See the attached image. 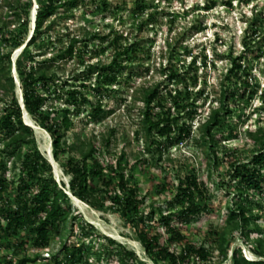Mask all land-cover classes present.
Wrapping results in <instances>:
<instances>
[{"label": "rangeland", "instance_id": "374dc122", "mask_svg": "<svg viewBox=\"0 0 264 264\" xmlns=\"http://www.w3.org/2000/svg\"><path fill=\"white\" fill-rule=\"evenodd\" d=\"M8 1L15 2L0 0V26L4 27L6 34V39L0 37V49L3 53L12 50V61L15 62L18 52L14 43L25 28L28 33L26 38L31 35L38 1L21 0V9L30 6L31 15L26 27L16 22L18 12H22L24 17V9L12 10ZM138 1L83 0L76 8L51 18L54 24L42 37L45 41L37 61L66 48L72 37L90 40L86 49L83 41L77 44L78 54L74 58L56 63L57 76L47 89L41 90L49 95L44 109L52 120L61 119L65 110L69 109L73 125L66 133L68 145L76 143L78 147L82 142L86 146L94 144V154L87 160L88 170H101L103 179L91 175L89 182L101 197L114 195L117 190L118 176L115 170L121 161L128 185L136 187L138 198L142 201L140 217L143 220L139 221V228L150 235L158 233L159 247H169L178 254L184 249V244L169 240L170 233L165 223L168 221L170 226L178 228L186 237V243L208 249L213 257L212 264H233L230 256L221 263L216 239L225 226L229 206L238 198L234 167L249 163L260 147L255 144L249 131L264 129V0H145L148 8L143 13H137ZM212 3H215L214 7L205 10L204 6ZM257 13H262L259 32L248 48L243 41L251 27L252 17ZM150 14L155 15L154 20H150ZM94 34L109 38L102 41L92 38ZM116 37H121L116 43L118 45L138 42L140 51L130 64L124 60L123 64L127 66L117 70V81L99 93L97 72L89 74L88 65L110 63L116 49ZM35 49L32 46L30 53ZM242 52L247 54V59L243 61L244 69L226 78L232 67V57ZM26 56L22 53L15 64L12 62L11 73L18 99L23 94L18 65H25ZM194 60V66L189 67ZM174 69L188 78L187 84L182 78L169 80L168 70ZM158 83L162 84L161 87L168 85L174 94L182 93L183 97L187 96L186 89L192 92L188 100L194 104L197 113L193 120L187 114L180 120V126L186 123L191 127L190 136L181 142L160 136L147 142L141 121L144 102L140 97L144 87ZM223 83L230 89L227 99L230 112L221 113L224 126L213 130L216 133L221 129L216 134L219 142L214 151L203 137L200 127L212 110L220 106ZM72 89L84 92L92 103L75 106L66 102L68 91ZM231 91H235V94L232 95ZM13 96L11 93L6 99L12 102ZM94 103L100 105L98 112L93 110ZM4 109L5 102L0 100V119ZM21 110L24 121L41 128L33 130L34 145L51 162L59 187H64L71 195L72 212L76 219L58 231H52L50 244L44 248L34 246V236L28 228L14 235L1 232L0 264H9L10 261L18 264L21 258L34 257L36 253H40V258L27 264H60L54 262V254H58L59 261H62L65 256L63 245L73 242L84 244L89 249L83 264H118L114 253L119 243L134 250L147 264H156L122 217L107 208L109 200L105 201L107 209H97L72 195L71 176L63 165L72 156L81 160V155L78 150H73L60 154V160L55 159L50 132L40 126L29 111ZM4 138L5 134L0 133V150ZM148 147H160L162 151L150 152ZM2 159L6 167L3 169L0 165V178L5 177L9 185L0 197L17 205L16 187L20 179L21 160L5 152L0 153V161ZM262 170L264 173V166ZM191 174H196L204 183L207 196L203 201L205 209L185 222L178 215L180 206L174 203V199L180 177ZM106 181H110V185ZM249 194L252 209L260 215L257 225L261 229L260 232L253 230L251 239L260 235L264 237V192L251 190ZM0 219L4 220L1 215ZM88 222L93 224L94 229L86 224ZM108 237L117 243L110 242ZM235 244L242 246L244 256L257 259L253 248L244 242L240 233Z\"/></svg>", "mask_w": 264, "mask_h": 264}, {"label": "trees", "instance_id": "16d2710c", "mask_svg": "<svg viewBox=\"0 0 264 264\" xmlns=\"http://www.w3.org/2000/svg\"><path fill=\"white\" fill-rule=\"evenodd\" d=\"M37 1L38 9L33 33L27 39L26 35L28 33L25 28L21 31L22 33H19L14 43V48L25 45L20 55L22 53L27 55L25 65H18L23 86V103L24 108L32 114L35 121L50 132L53 138L55 159L60 160V154L69 153L73 150H78L81 155V160L72 156L63 165L66 173L71 176L70 191L72 195L97 209L106 208L105 201L109 200L110 203L107 208L122 217L123 221L135 233L137 240L141 243L148 257L156 264H212L213 257L210 256L208 249L203 246L198 247L197 245L186 243V237L178 228L170 226L168 221L165 223H167V230L170 233L169 240L172 243L184 244V249L179 254L176 251H171L169 247H159L158 233L150 235L147 231L139 228V221L143 220V217H140L142 201L138 198L136 187L128 185L126 171L121 161L115 170L118 176V185L117 190L114 191V195L105 194L104 196L106 197H101L90 184L89 178L91 175L103 179L101 170H88L87 160L94 154V144L89 143L86 146V143L82 142L78 147H76V143L68 145L66 133L73 125L69 109L65 110L61 119L52 120L48 111L44 109L49 95L41 92V90L47 89L48 85L57 76L56 63L59 60L74 58L78 54V50H76L77 44L83 41L86 49L88 47L87 41L90 38L79 40L77 37H72L66 48L59 49L57 53L47 59L37 61V57L41 55L43 41H45L42 37L52 29L54 24L51 18L62 12L76 8L79 6V2L83 0ZM227 3L231 4L230 1ZM214 4L205 5V10H210L214 7ZM8 6L12 10L20 9L19 11H21L24 9V17L22 12H18L16 22L26 27L31 15L30 6L28 8L25 6L21 9V6H23L21 5V0H15L13 3L8 1ZM147 8V2L140 0L137 2L135 11L143 13ZM261 14L257 13L252 17L251 27L248 29V33L243 41L244 46L248 48H250L251 42L259 32V25L262 19ZM149 17L150 20H154L155 15L150 14ZM48 21L50 23L47 25ZM0 37L6 39L3 26H0ZM92 38L106 41L109 36L94 34ZM120 38L116 37L114 40L116 49L110 63L88 65L89 74L97 72L99 93L106 86L117 81L119 75L117 70L127 66L123 64L124 60H127L130 64L138 57L140 51L138 42L118 45L116 43H118V39ZM32 46L36 47V49L35 52L30 53ZM11 53L12 50L8 53H3L0 49V90L2 93L0 100L5 102L4 114L0 119V133H4L5 138L2 142L0 153L5 152L9 156H16L17 159L21 160V171L18 186L16 187L18 193L17 201L15 202L17 205L8 199L0 197V215L4 219H0V235L1 232L14 235L18 234L20 230L28 228L34 236V246L36 248H44L50 244L52 231H58L60 227L66 226L69 221L75 220L76 216L72 212L71 195L64 187H59L53 176L51 162L34 145V128L23 119L22 105L20 100L15 96L16 86L11 73L13 62ZM246 59V52L232 57V67L229 69L226 78L229 79L233 76L234 72L243 70V61ZM27 63L30 64L27 65ZM195 63L196 61L194 60L189 67L192 68ZM168 71L170 72V81L182 78L187 84L188 78L184 74H180L176 69ZM161 86L162 84L158 83L142 89V96L140 97V100L144 102V109L142 110L143 118L141 120L142 128L147 142L155 136L166 137L167 139L173 138L175 142H181L190 136L191 127L186 123L180 126V120L184 118L185 114H187L190 120H193L197 113L194 104L188 100L192 92L186 89L187 96L183 97L182 93L174 94L168 85L166 87ZM229 90L223 83L220 106L212 110L209 118L200 127L203 137L214 151L215 145L219 142L216 134L221 132V129H218L216 133L213 130L224 126L220 119L221 113L230 112L227 105ZM231 92L232 95L235 94V91ZM11 93L14 96L12 102H9L6 97ZM66 102L75 106L92 103L89 97L79 89L68 91ZM99 108L100 105L95 104L93 110L98 112ZM173 134L175 136L172 137ZM249 135L255 144L260 147L249 163L237 164L234 167L233 176L237 179L235 190L238 198L229 206L225 226L216 239V249L222 258L221 263L226 261L230 256L233 264H264V259H262V256H264L263 235L251 239L252 231L260 232L261 229L257 225L260 215L252 209V201H250L249 194L251 190L264 192V173L262 170L264 166V129L259 128L256 131H249ZM148 151L161 152L162 150L160 147L156 149L148 147ZM17 159H15L14 165L17 164ZM0 165L5 169L6 162L4 159L0 161ZM179 181L174 203L180 206L178 215L182 217L183 221L187 222L205 209L203 201H205L207 196V188L198 179L196 174L187 175L184 178L180 177ZM105 183L110 185V181H106ZM8 185L9 183L5 177L0 178V194L7 190ZM164 218L167 219V217ZM86 224L91 229H94L93 224L89 222ZM82 228L84 229V226ZM238 233H240V237L244 242L253 248L257 259H248L243 254L242 246L235 244ZM108 239L110 242H116L115 239L110 237ZM63 252L65 256L62 261H59L58 254H54L53 259L55 263L83 264L85 255L89 252V249L84 244L73 242L69 245L64 244ZM114 256L117 258L118 264H147V261L140 259L134 250L128 249L122 243L117 244V251L114 253ZM39 258L40 253H36L34 257L21 258L18 264L35 262ZM191 258H193L192 263ZM9 264H13V262L10 261Z\"/></svg>", "mask_w": 264, "mask_h": 264}, {"label": "clouds", "instance_id": "9594fccd", "mask_svg": "<svg viewBox=\"0 0 264 264\" xmlns=\"http://www.w3.org/2000/svg\"><path fill=\"white\" fill-rule=\"evenodd\" d=\"M36 12H37V11H36ZM36 12H35V17H34L33 30H34V28H35ZM31 17H32V16H31ZM31 19H32V18H31ZM33 30H32V33H33ZM32 33H31V34H32ZM30 36H31V35H30ZM22 47H23V48H22ZM24 47H25V45H24V46H21V47H19V48H17L16 50L18 51L19 49L22 48V49H21V52H22V50L24 49ZM21 52H20V53H21ZM19 55H20V54H19ZM19 55H18V56H19ZM17 58H18V57H17ZM12 60H13V55H12ZM13 63H14V64L16 63V59H15V62L13 61ZM19 100H20L21 105L23 104V105H22V108L25 109V108H24V103H23V97L21 96V99L19 98ZM25 110H26V109H25ZM25 122H26V121H25ZM26 123H27V122H26ZM27 124L31 126V124H29V123H27ZM33 128H34V127H33ZM247 258H248V257H247ZM248 259H250V258H248Z\"/></svg>", "mask_w": 264, "mask_h": 264}, {"label": "bare ground", "instance_id": "6f19581e", "mask_svg": "<svg viewBox=\"0 0 264 264\" xmlns=\"http://www.w3.org/2000/svg\"><path fill=\"white\" fill-rule=\"evenodd\" d=\"M24 46V45H23ZM23 48V47H22ZM21 48V49H22ZM21 49H19L17 52H18V54L16 55V58L15 59H17V57H18V55L20 54V52H21ZM29 124H31V126L32 127H34V129H36V130H40L41 128L39 127V126H37V125H35V124H33V123H29ZM47 155H48V157H50V152L49 151H47Z\"/></svg>", "mask_w": 264, "mask_h": 264}]
</instances>
